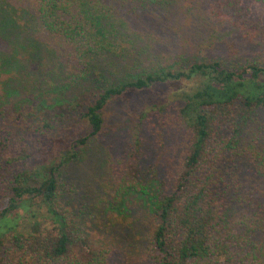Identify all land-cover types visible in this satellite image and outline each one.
I'll return each mask as SVG.
<instances>
[{
  "label": "trees",
  "instance_id": "1",
  "mask_svg": "<svg viewBox=\"0 0 264 264\" xmlns=\"http://www.w3.org/2000/svg\"><path fill=\"white\" fill-rule=\"evenodd\" d=\"M172 1L0 0V42L6 47L0 50V72H24L33 89L39 84L42 89L44 75L49 77L47 87L62 77L88 84L90 93L63 98L61 104L41 100L33 106L39 121L31 123L28 132L41 138L33 142L34 148L24 137L0 127V169L2 162L11 170L38 156L59 158L57 164L48 159L42 165L25 164L7 181L0 206V264H108L104 245L79 224L89 206L83 204L76 216H70L60 205L57 171L75 162L103 132L111 106L134 97L138 101L130 109L131 118L142 123L172 111L165 121L187 135L182 163L166 170L155 192L148 184L139 185L153 223L146 262L264 264V166L259 163L264 151L240 147L236 127L250 114L264 112V66H225L216 59L172 61L113 82L99 67V56L119 57L124 47L139 39L130 32L132 24L155 10H166ZM241 2L223 0L208 13L220 25L230 26L245 44L264 49V27L245 18ZM227 46L237 52L233 41ZM18 48L30 62L40 64L36 70H27L16 58ZM44 59L47 68L41 64ZM132 64L141 68L139 58ZM2 85L7 96L18 94L20 86L10 79ZM120 127L115 123L110 128L116 132ZM258 134L264 139V130ZM133 135L134 166L140 130L134 128ZM50 140L54 145L47 150ZM244 172L251 183L241 178ZM108 206L112 208V202Z\"/></svg>",
  "mask_w": 264,
  "mask_h": 264
},
{
  "label": "rangeland",
  "instance_id": "2",
  "mask_svg": "<svg viewBox=\"0 0 264 264\" xmlns=\"http://www.w3.org/2000/svg\"><path fill=\"white\" fill-rule=\"evenodd\" d=\"M220 1L223 0H173L166 10H155L154 15L132 24L130 32L139 36V39L124 47L119 57L112 54L99 56V67L106 71V76L113 82L120 77L141 74L142 68L156 67V64L163 65L172 61L189 63L216 59L225 66H243L249 62L264 66L263 48L245 44L230 26L220 25L217 21L219 19L210 17L209 8ZM241 5L245 18L258 21L264 27V0H243ZM232 41L237 49L234 53L227 46ZM4 49L6 47L0 42V50ZM16 52V58L27 70H36L40 65L38 62H30L25 50L18 48ZM134 57L139 58L141 68H135L138 67L137 64L133 66ZM41 64L47 68L46 59ZM11 73L6 72V69L4 73L0 72V127L12 131L19 138L24 137V142L30 148H34L33 142L36 139H41L28 132L31 123L39 121L37 113L32 112L33 106L38 105L41 100H45L47 105L53 100L61 104L64 102L63 98L71 100L82 93L88 94V84L85 83L78 84L77 81L59 77L58 82L52 83L55 85L47 87L49 77L44 75L41 79L42 89L41 84L33 89L29 79L24 77V72L14 76ZM6 79L20 86L19 89L16 88L18 94L7 96L3 92L2 84ZM25 84L28 85L25 87ZM137 101L136 97L126 98L111 106L107 110L103 132L90 140L75 162L64 165L57 171L60 205L70 216H76L83 204L89 206V214L81 218L79 224L82 230L104 245L108 251V264H149L146 262L145 252L148 250L153 223L148 213L149 202L146 196L138 192L139 185L148 184L151 193L155 192L160 181L165 179L166 170L182 163L187 143L184 129L172 127L165 121L172 111L163 116L153 115L142 123L131 118L130 109ZM29 112L33 114L29 115ZM115 123L121 125L116 132L110 128ZM236 127L239 128L240 147L253 146L257 152L264 151L262 134L257 135L264 130L263 111L250 114L242 125L238 122ZM134 128L140 130L141 147L138 161L133 166L130 162L134 152ZM72 133V130L68 131L69 135ZM59 136L52 135L53 138ZM53 145L50 140V148L47 150ZM37 158L28 163H18L11 170L6 169L2 162L0 206L8 191L7 181L23 169L25 164L28 167L42 165L47 159L57 164L59 160L57 154ZM259 163L260 167L264 166V161ZM247 176L248 173L244 172L241 178L246 183H251L246 179ZM251 186L249 184L248 188ZM107 202H112V208Z\"/></svg>",
  "mask_w": 264,
  "mask_h": 264
}]
</instances>
